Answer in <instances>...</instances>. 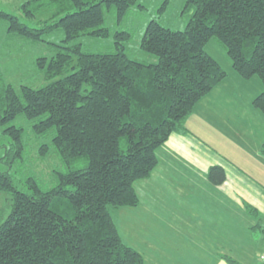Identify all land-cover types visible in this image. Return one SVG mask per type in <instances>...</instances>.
Listing matches in <instances>:
<instances>
[{"label":"trees","instance_id":"obj_1","mask_svg":"<svg viewBox=\"0 0 264 264\" xmlns=\"http://www.w3.org/2000/svg\"><path fill=\"white\" fill-rule=\"evenodd\" d=\"M138 3L28 0L24 17L37 26L0 9L10 36L39 42L64 33L60 50L44 57L47 84L1 89L0 127L24 116L38 132L52 131L66 167L48 190L35 181L24 190L11 171L0 175V191L12 201L0 223V264H144L121 238L113 215L139 204L135 184L158 165L157 150L173 133L186 131L196 104L227 77L207 43L219 41L243 79L258 76L264 85V0H186L193 14L184 30L157 19L148 23L141 49L156 57L153 63L126 53V31L116 33L114 52L84 48L83 37L109 36L107 13L122 22ZM44 10L52 17L36 20ZM253 106L264 112V90ZM7 132L17 141L8 156L22 160V128L11 124ZM209 179L224 183L223 167H211Z\"/></svg>","mask_w":264,"mask_h":264},{"label":"crops","instance_id":"obj_2","mask_svg":"<svg viewBox=\"0 0 264 264\" xmlns=\"http://www.w3.org/2000/svg\"><path fill=\"white\" fill-rule=\"evenodd\" d=\"M230 66L227 77L196 104L186 120V131L173 133L157 150L158 166L149 178L136 183L140 201L131 210L137 212L144 204L139 188L153 197L161 187L162 202L158 203L161 208L170 210L169 223L174 225L171 232L178 231L175 237H184L191 226L194 255L212 257L210 261L213 264H230L225 257L236 260V255L240 264H253L257 260L260 263L264 254V241L259 246L255 238L264 221L259 220L264 216V185L261 180H264V156L261 153L264 112L253 106L254 94L250 98L247 95L251 82L254 92H262L264 85L256 77L243 79L233 65ZM235 116V126L249 131L247 135L252 145L226 143L229 150L219 151L216 146L220 149V144L215 136H205L206 124L211 122L213 127H225L227 135H230L232 133L227 126L231 129V120ZM212 118L214 120L211 121ZM213 166L223 167L226 174L224 183L215 185L210 181L209 170ZM145 206L150 208L147 212L149 222L158 221L154 203H145ZM249 249L253 253H248ZM187 250H172L160 240L146 253L138 252L142 254L144 264H178L170 260L171 254L178 257Z\"/></svg>","mask_w":264,"mask_h":264},{"label":"rangeland","instance_id":"obj_3","mask_svg":"<svg viewBox=\"0 0 264 264\" xmlns=\"http://www.w3.org/2000/svg\"><path fill=\"white\" fill-rule=\"evenodd\" d=\"M26 1L28 0H0V9L19 17L24 23L37 26V24H34V22L24 17L22 6ZM185 5L186 0H139L138 5L131 10L122 22H118L113 14H106L105 26L109 29V36L104 38H91L86 36L81 39V42L84 44V48L89 51L114 52L116 50V33L119 31H126L131 34V38L125 43L126 53L131 58L138 61L147 63L156 62L157 59L155 56L141 49V42L148 23L153 19H157L165 27L173 30H184L193 14V10H187ZM51 17L52 11L44 10L37 15L36 20H47ZM8 25L6 21L0 19V91L1 89H5L9 84L14 85L17 89H20L23 85L40 87L47 84L48 81L45 78L44 72L46 70L43 68L44 66L42 67V63L45 61L44 57H51L60 50V46L58 45L62 44L64 40L63 31L51 32L44 36V41L38 42L22 36H10L8 34ZM205 50L215 58L226 71L232 67L230 66L233 65L231 59L226 49L219 41L212 39L205 46ZM75 63L76 60L72 66ZM70 72H72V69H69L66 74ZM254 77H256L258 81H261L258 76ZM252 83L253 82H251V90L247 95L249 98L252 96L251 94H254L255 98L257 94L259 95L261 93V91L260 93L259 91L254 92ZM236 116L231 120V129L227 126V129L232 133L230 135H227L225 127H223L224 129L216 125L213 127L211 122L206 124L205 136H215L216 142L220 144L221 150L216 146L219 151L229 150L227 147L229 143L239 145V142H241L247 147H251L252 145L250 137L247 135L249 131L243 129L242 126L238 129L235 126L236 121L234 119ZM212 120H214V118H212L211 121ZM34 123L35 121H30L26 117L21 116L10 124L0 127V175L6 171H11L17 182L16 185L24 190L29 188V182L34 181L43 189L48 190L53 187L57 180V176L65 172L66 167L53 148L52 131L47 133L42 131L38 132L33 127ZM11 124L22 128L24 133L23 138L26 151L22 154V160L13 161V156H8L7 153L9 148L11 149L13 147L16 149L17 143L14 137L7 132ZM237 131H239V135H237ZM207 138L210 140V137ZM8 164H11L12 167H9ZM261 180L264 185V180L262 178ZM139 193L142 203L144 204H142V207L137 212L133 213L131 208L137 207L139 204L136 206L119 208L113 215L118 230H120L119 232L127 244L136 250L138 249L146 253L153 244L156 245L160 240H163L167 247L172 250L188 248L183 255H179L178 257L177 254L172 253L170 260L173 263L198 264L200 262V264H213L210 261L212 257L193 254L194 232L191 226L188 228L189 232L184 236L187 238L183 236L175 237V235L179 233L178 231L173 230L171 232L174 225L169 223L171 216L170 210L168 208H161V204H159L162 202L160 201L162 197L161 187L158 188L154 196L152 195L153 197H151L149 193H143L141 188H139ZM149 202L154 203L153 210L158 215V221L149 222L147 218V212L150 208L145 206V203ZM11 203V195L0 191V223L8 216ZM260 219L264 220V216L259 218V220ZM182 226L185 227L184 225ZM255 238L260 246L264 241V221L261 224V230H258V233L256 232ZM249 252L253 253L250 249L248 250V253ZM259 256L260 254L258 257ZM253 258L254 257L251 256V260H253ZM235 259L237 260L236 255ZM246 264L252 263L248 262ZM253 264H264V262L260 259V263L257 260Z\"/></svg>","mask_w":264,"mask_h":264},{"label":"built area","instance_id":"obj_4","mask_svg":"<svg viewBox=\"0 0 264 264\" xmlns=\"http://www.w3.org/2000/svg\"><path fill=\"white\" fill-rule=\"evenodd\" d=\"M261 259H262V261L264 262V254L262 255Z\"/></svg>","mask_w":264,"mask_h":264}]
</instances>
